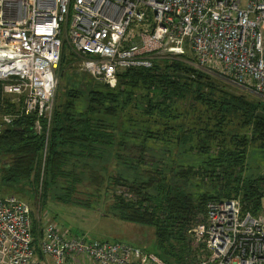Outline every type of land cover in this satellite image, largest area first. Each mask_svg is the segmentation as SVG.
Listing matches in <instances>:
<instances>
[{"label": "trees", "instance_id": "16d2710c", "mask_svg": "<svg viewBox=\"0 0 264 264\" xmlns=\"http://www.w3.org/2000/svg\"><path fill=\"white\" fill-rule=\"evenodd\" d=\"M188 55L123 72L116 88L96 83L86 106L67 96L41 134L36 117L11 104L18 115L0 132L2 182L40 181L44 167L46 194L59 203L101 211L112 194L103 215L154 228L166 263L197 264L203 247L192 235L208 203L239 199L253 214L264 204V176L245 177L251 152H264V104L226 92V80Z\"/></svg>", "mask_w": 264, "mask_h": 264}, {"label": "built area", "instance_id": "2783aa9c", "mask_svg": "<svg viewBox=\"0 0 264 264\" xmlns=\"http://www.w3.org/2000/svg\"><path fill=\"white\" fill-rule=\"evenodd\" d=\"M66 43L98 84L191 54L199 70L264 97V0H0V132L18 115L11 104L36 117L37 134L41 120L50 124ZM193 236L205 252L197 264H264V204L253 214L239 199L212 201ZM0 264L168 263L128 244L69 237L49 212L35 218L9 196L0 197Z\"/></svg>", "mask_w": 264, "mask_h": 264}, {"label": "rangeland", "instance_id": "374dc122", "mask_svg": "<svg viewBox=\"0 0 264 264\" xmlns=\"http://www.w3.org/2000/svg\"><path fill=\"white\" fill-rule=\"evenodd\" d=\"M63 53L64 59L57 71L58 85L54 100V109L57 108L62 101H66V97L69 95L75 96L77 98L76 100L82 105H87V98L90 92L99 91V87L96 86V81L87 73L80 71L81 58L69 43H66ZM188 57L189 63L197 68L193 61V55L189 54ZM162 60H170V58H160L157 62ZM226 83L228 84L225 86L226 92L246 97L248 100L254 101L255 103L261 101L264 104V97L254 91L239 88L229 82ZM116 87H118V83L112 88ZM42 121L46 120H41V125ZM252 152L247 161L245 177H263L264 152H260L257 149H255L253 153ZM48 153L49 149H46L43 154V164L47 160ZM40 171V181H36L33 178L29 181L8 185L0 179V196H3V198L15 196L20 200L22 199V201L28 203L33 209L35 218L41 217L44 211L49 212L50 217L59 224L61 232L67 234L69 237H85L89 242L95 240L109 241L111 243L121 242L138 247L147 252L157 253L154 228L128 223L114 217L103 215L105 211H108L114 204L112 194L104 196L101 199V206L99 207L101 211L96 208L91 210L75 205L62 204L52 198V192L46 194V178L43 179L44 167H41ZM84 188H86V186L81 187L82 190H84ZM102 194H104V192ZM76 197L79 201L85 202L89 198L82 194ZM94 200L96 199L94 198ZM95 202L97 203L99 200ZM193 238L196 241L194 236ZM198 244L201 245V248L203 247L202 243L198 242ZM200 255L201 257L198 262L205 256L203 249L200 251Z\"/></svg>", "mask_w": 264, "mask_h": 264}]
</instances>
